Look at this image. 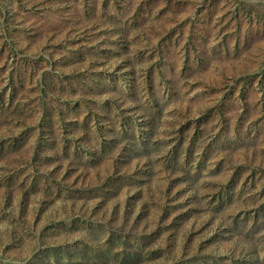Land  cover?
<instances>
[{
    "label": "rangeland",
    "instance_id": "1",
    "mask_svg": "<svg viewBox=\"0 0 264 264\" xmlns=\"http://www.w3.org/2000/svg\"><path fill=\"white\" fill-rule=\"evenodd\" d=\"M0 264H264V0H0Z\"/></svg>",
    "mask_w": 264,
    "mask_h": 264
},
{
    "label": "trees",
    "instance_id": "2",
    "mask_svg": "<svg viewBox=\"0 0 264 264\" xmlns=\"http://www.w3.org/2000/svg\"><path fill=\"white\" fill-rule=\"evenodd\" d=\"M113 242H114V245L117 244V243H119V242H121V237H120V236H114V238H113ZM85 248L91 250V247H90L89 245H85ZM79 250H81V249H79ZM47 252L49 253L48 255H55V256L58 255V254L53 250V248H52V250H51V249L47 250ZM109 253H111L110 250H109V249H105L104 251L101 252L100 258H104V257L107 256ZM122 254H123V253H120V255H122ZM135 255L138 256L139 253L137 252V253H135ZM84 256H85L84 254L79 255V257H82V258H84ZM131 257H132L131 254L125 255V256H124V260H128V259L131 258Z\"/></svg>",
    "mask_w": 264,
    "mask_h": 264
}]
</instances>
